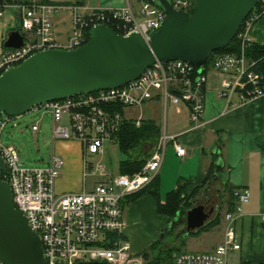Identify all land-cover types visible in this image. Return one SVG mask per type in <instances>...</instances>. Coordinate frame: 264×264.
I'll list each match as a JSON object with an SVG mask.
<instances>
[{"label": "built area", "instance_id": "2783aa9c", "mask_svg": "<svg viewBox=\"0 0 264 264\" xmlns=\"http://www.w3.org/2000/svg\"><path fill=\"white\" fill-rule=\"evenodd\" d=\"M138 10L130 4L119 9H96L87 15L73 9L72 36L67 45L59 43L54 35L53 16L62 7L38 3L22 8L20 27L24 44L18 49L4 50L0 54V75L20 65L32 55L51 49L75 50L90 39V30L98 25L114 27L120 35L139 34L150 45L151 35L158 31L167 17L166 12L154 0H137ZM194 0H170L176 11H190ZM243 22L237 39V53H218L212 61V69L226 74L222 82L220 98L235 105L264 95V74L255 70L256 62L247 57L248 48L254 43L252 32L264 16V0H260ZM3 10L0 8V18ZM207 66L197 67L185 61L159 60L142 75L123 87L99 90L36 106L32 112L43 110L52 120V142L76 141L84 156V179L92 178L88 190L59 193L56 189L63 160L52 152L50 165L43 168H25L19 151L2 141L3 132L11 121L10 116L0 117V157L5 169H0V179L7 182L13 193L15 207L25 216L30 229L39 236L44 260L49 264H145L142 255L131 251L123 238L126 223L124 204L129 196L146 190L158 177L165 151L172 144L178 157L187 155L176 136L165 132L155 145L151 157L141 171L133 175L113 174L99 161L90 162L87 157H103L106 144L117 143V135L123 123V115L115 108H135L156 97L174 106L181 103L190 109V121L194 128L202 124L207 83ZM143 117L135 120L140 126ZM39 132L38 125L32 126ZM234 211L225 215L227 222L223 242L210 252H180L172 264H228L229 255L241 249L236 231L237 215L250 201L246 188L232 192ZM0 264H4L0 260Z\"/></svg>", "mask_w": 264, "mask_h": 264}, {"label": "water", "instance_id": "95a60500", "mask_svg": "<svg viewBox=\"0 0 264 264\" xmlns=\"http://www.w3.org/2000/svg\"><path fill=\"white\" fill-rule=\"evenodd\" d=\"M167 17L148 45L133 33L120 35L106 25L90 30L89 41L75 50L36 53L0 75V117H19L36 106L99 90L123 87L138 79L156 60L206 65L215 51L227 48L260 0H194L190 11H176L170 0H154ZM25 0H18L17 24L6 49L24 44L19 29ZM220 161L218 160V163ZM6 165L0 157V169ZM210 198L186 212L187 233L205 226L214 211ZM177 218L168 223L169 232ZM184 236V237H185ZM0 260L4 264H49L41 240L15 207L10 185L0 179Z\"/></svg>", "mask_w": 264, "mask_h": 264}, {"label": "crops", "instance_id": "0c3cea01", "mask_svg": "<svg viewBox=\"0 0 264 264\" xmlns=\"http://www.w3.org/2000/svg\"><path fill=\"white\" fill-rule=\"evenodd\" d=\"M52 1L54 5L62 7L54 14L53 24L55 38L64 46L69 43L72 36V7L78 8L77 11L84 15L96 9H119L128 4L135 10L139 8L137 0ZM31 2L38 4L42 3V0H31ZM2 10L0 54L4 51V43L8 34L16 27L17 5L6 6ZM252 36L254 43L264 46V16L255 25ZM226 78V74L212 69L211 66L207 68V83L204 93L205 110L202 125L199 128H194L190 121L188 105L181 103L179 106H174L169 102L165 104L160 97L148 101L142 110L136 109L138 112L135 115H132L135 108H123L122 115L125 120L133 121L142 116L143 120H152L161 129L160 124L154 118L147 117V115L154 116V108L161 104L168 116L165 119L164 132L168 136H176L186 149L187 155L183 158L177 156L172 144H169L165 151L159 175L149 185V187L152 184L156 185L161 201L165 200L167 193L187 181H192L189 192L200 186L207 177L209 169L214 166L216 177L207 191L209 189L216 190L218 197L216 196L215 201L217 199L221 201L217 210L222 207L224 216L222 215V220L217 227L198 236L200 238L203 235L211 234L213 243L207 252L213 251L224 239L227 226L225 215L228 213L226 212V201L231 198L225 192L226 188H233V190L246 188L250 191V201L242 206V212L237 215L235 222L241 249L229 255L228 264H264V95L239 105H235L236 98L228 102L219 96L222 82ZM61 147L63 156L70 160L65 159V163L68 161L67 165L70 171L73 170L71 174L80 177L81 182H76L73 179L66 182L58 180L57 192L78 193L92 188V178L85 180L83 177L84 156L80 143L61 142ZM164 192L166 194L162 200ZM202 197L196 199L195 202L202 200ZM213 197L215 196H206L208 199ZM152 210L155 215L160 216L162 225L169 223L167 216L158 213L157 201L149 194H143L135 201L130 202L127 212L125 209L124 239L130 244L131 251L135 254L141 255L156 242L135 239L134 232L130 228L131 220L137 215L142 216ZM181 227L179 229H182ZM172 260L167 264H172Z\"/></svg>", "mask_w": 264, "mask_h": 264}, {"label": "rangeland", "instance_id": "374dc122", "mask_svg": "<svg viewBox=\"0 0 264 264\" xmlns=\"http://www.w3.org/2000/svg\"><path fill=\"white\" fill-rule=\"evenodd\" d=\"M162 101V100H161ZM163 102V101H162ZM169 109V108H168ZM130 113V111H127ZM137 110L134 109L132 115L137 114ZM149 118H154L161 127V135L164 133V123L165 119H167V111L165 112L164 106L158 105L154 108V116L147 115ZM38 125L40 131L33 132L32 126ZM2 141L5 145H12L14 146L20 154L22 165L25 168H43L48 167L50 165L52 152L56 153V155L60 156L63 160V165L61 167V175L59 176L58 180L60 181H69L73 179L76 182H81L80 177H76V175L71 174V170L68 167V157H64L62 154V147L61 142L56 141L55 147H53L52 142V120L51 116L48 113H45L43 110L35 111V112H28L25 115L19 117H12L11 121L7 124L4 132ZM67 142V141H66ZM68 142H76V141H68ZM129 158V155L124 154L120 151L119 146L117 143H108L106 144V153L101 157H93L88 156L87 159L90 162L97 163L102 161L108 169L113 173L116 174L119 171V164L121 161L126 160ZM65 159H67V163H65ZM57 180V181H58ZM215 189H209V191H201L196 197V199L201 198V203L207 200L206 196H215L214 199L218 195L215 192ZM165 192L163 193L162 200H164ZM202 195V196H201ZM221 204L220 199L215 201V211L211 215L210 219H213L219 209L217 210L218 205ZM127 209L129 208V203L126 205ZM124 209V212H125ZM223 211V210H222ZM222 215L224 213L221 212V220ZM160 216L155 215L154 211L146 212L145 215H137L134 219L131 220V231L134 232V238L141 241L150 240L153 243L157 242L156 249L150 254L149 260L145 262L148 264L153 257L159 256L164 254L166 255L165 251L170 248H176L173 252V257L179 252H207L210 247L212 246L213 239L211 234L203 235L199 237H188L185 236L184 240L182 237L178 238V234L180 231L185 227L182 224V229H176L173 231L167 232L166 229L168 224L162 222L159 218ZM186 229V227H185ZM127 232V230H126ZM183 243V244H182ZM148 251V250H147ZM142 255V254H141ZM170 262V259H167L166 262L163 264H167Z\"/></svg>", "mask_w": 264, "mask_h": 264}, {"label": "trees", "instance_id": "16d2710c", "mask_svg": "<svg viewBox=\"0 0 264 264\" xmlns=\"http://www.w3.org/2000/svg\"><path fill=\"white\" fill-rule=\"evenodd\" d=\"M42 3L45 4H53L52 0H42ZM18 0H0V8L3 9L6 6L17 5ZM32 5L31 0H25V6ZM257 5L256 8H258ZM111 28L115 31L113 26ZM19 29L21 30L20 24ZM4 50H7L4 48ZM239 51V43L237 37L233 39L230 45L222 50L215 51L214 54L209 59V62L205 68H208L212 65L213 57L218 53H237ZM247 57L256 62L255 70L264 74V46H261L257 43H253L247 50ZM121 114L123 112L122 107L115 108ZM161 137V129L156 125V123L152 120H143L141 125L138 127L133 120H123L121 128L117 135V145L122 153L129 155V158L123 160L119 164V173L123 175H133L141 171L142 167L145 165L146 161L151 157L152 150L155 145L158 143ZM215 168L212 166L207 172V177L204 179L203 183L200 186L195 187L190 192V188L192 186V181H187L181 184L177 189L172 190L167 193L165 200L161 201L159 190L157 189L155 184H152L151 187L146 190L129 196L126 199L124 204V209L126 205L132 201H135L143 194H149L155 198L157 201V210L161 215H165L168 217V222L170 223L173 219L177 218V221L173 223L172 229L176 230L180 226H182V221L185 219L186 212L190 210L194 206V202L196 197H198L201 191H207L209 185L215 180ZM226 193L231 197L228 201H226V212L234 211V199H232L233 188H226ZM232 199V200H231ZM221 212L222 207H220L217 215L211 219L205 226L200 228L197 231L189 232L187 234L188 237H198L204 232L211 230L212 228L217 227L221 222ZM187 233L185 227L178 234V238L182 237L184 240V236ZM124 238V237H123ZM157 242L154 243L148 251L142 253V256L145 260H149L150 254L156 249ZM183 244V243H182ZM176 248H170L165 251L164 254L155 256L150 260L148 264H163L167 259L172 260L173 252ZM180 253V252H179ZM82 264H104V263H96V262H86Z\"/></svg>", "mask_w": 264, "mask_h": 264}, {"label": "flooded vegetation", "instance_id": "af4514ba", "mask_svg": "<svg viewBox=\"0 0 264 264\" xmlns=\"http://www.w3.org/2000/svg\"><path fill=\"white\" fill-rule=\"evenodd\" d=\"M207 200H208V198H207ZM207 200H206V201H207ZM201 201H202V200H200V202H201Z\"/></svg>", "mask_w": 264, "mask_h": 264}]
</instances>
